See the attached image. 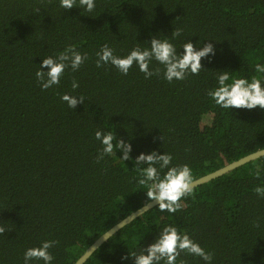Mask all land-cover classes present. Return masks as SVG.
I'll use <instances>...</instances> for the list:
<instances>
[{
  "label": "trees",
  "instance_id": "obj_1",
  "mask_svg": "<svg viewBox=\"0 0 264 264\" xmlns=\"http://www.w3.org/2000/svg\"><path fill=\"white\" fill-rule=\"evenodd\" d=\"M156 34L178 50L187 40L210 42L216 54L201 59L199 74L171 83L156 61L149 67L161 75L149 78L135 64L127 75L111 64L96 66L102 45L123 56ZM69 46L87 59L41 89L34 75L41 59ZM258 62L264 63V0H95L91 12L79 0L69 10L59 0H0V264H23L24 250L43 240L55 241L52 264H74L150 202L135 167L140 152L170 154L171 165L187 164L194 181L264 149V109L226 110L207 95L216 70L251 77ZM64 93L84 102L70 109ZM98 129L127 140L132 160L115 149L98 159ZM258 186L264 187V156L194 187L174 213L152 208L84 264H133L121 257L146 247L167 224L210 252L211 264H264ZM176 264L205 262L182 251Z\"/></svg>",
  "mask_w": 264,
  "mask_h": 264
},
{
  "label": "clouds",
  "instance_id": "obj_2",
  "mask_svg": "<svg viewBox=\"0 0 264 264\" xmlns=\"http://www.w3.org/2000/svg\"><path fill=\"white\" fill-rule=\"evenodd\" d=\"M77 0H59L60 7L69 10L74 7ZM79 5L87 12L95 7V0H79ZM181 29L172 32V39L178 37ZM147 47L138 46L132 48L126 55H115L113 49L107 44L101 46L96 53V66L111 64L121 74L127 75L130 67L135 64L145 78L161 75L159 69L155 72L150 69L152 61L163 66L162 78L171 83L173 80H184L189 74L197 75L202 69L201 59L211 60L216 54L213 43L206 42L203 46H194L191 40H187L178 50L168 36L156 34L147 40ZM182 49V51H181ZM87 59L86 54L69 46L63 52L55 56H47L41 59L34 75L41 89L51 88L60 83L65 69L75 71ZM254 71L257 75L251 77L233 76L229 70H216V84L209 89L207 95L222 109H264V63H255ZM78 82H72V88L76 89ZM60 99L66 102L70 109H74L78 103L84 102L79 95L64 93ZM94 137L99 141L101 148L98 151V159L106 155H112L117 150L119 158L123 161L132 160L130 153L132 145L127 140L118 139L113 130L98 129ZM172 156L168 153H158L152 150L148 153L140 152L135 156V167L141 173V185L146 186L144 193L148 201H155L156 206L163 212L174 213L180 208L178 201L188 196L193 191L192 170L187 164L171 165ZM166 169V171H165ZM257 195L264 196V187L255 189ZM3 229H0L2 232ZM55 241L43 240L38 247H29L24 250L23 264H30L32 260L42 261L43 264H52L53 256L49 249ZM199 257L205 264H211L212 254L206 252L198 243L177 227L167 224L160 228L159 234L146 247L140 251L128 252L121 260L133 259V264H176L180 252Z\"/></svg>",
  "mask_w": 264,
  "mask_h": 264
},
{
  "label": "water",
  "instance_id": "obj_3",
  "mask_svg": "<svg viewBox=\"0 0 264 264\" xmlns=\"http://www.w3.org/2000/svg\"><path fill=\"white\" fill-rule=\"evenodd\" d=\"M264 156V149L258 150L254 153H251L239 160H236L226 166L208 174L203 177H200L193 181V188L205 184L209 181L217 179L239 167L245 165L248 162L254 161ZM156 207L155 201H150L140 207L138 210L132 212L130 215L113 225L110 229H108L105 233L99 236L94 242L84 251V253L75 261L74 264H84L90 256L105 242H107L111 237H113L118 231H120L123 227L130 224L132 221L137 219L138 217L142 216L147 211L151 210L152 208Z\"/></svg>",
  "mask_w": 264,
  "mask_h": 264
}]
</instances>
